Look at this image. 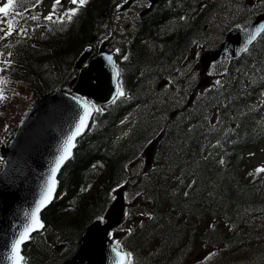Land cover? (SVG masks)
Here are the masks:
<instances>
[{
	"label": "trees",
	"instance_id": "1",
	"mask_svg": "<svg viewBox=\"0 0 264 264\" xmlns=\"http://www.w3.org/2000/svg\"><path fill=\"white\" fill-rule=\"evenodd\" d=\"M43 1L24 0L21 7L14 0L7 20L18 8L24 18L39 19H21L26 31L14 23L13 34L0 41L2 74L32 96L66 86L78 54L106 30L104 8L118 2L88 0L61 25L46 19L38 8ZM229 2L171 0L140 20L130 61L119 68L125 93L99 106L77 141L58 176L59 198L43 215L45 229L22 249L26 264H61L120 186L126 221L140 219L130 230L122 225L116 238L132 264H264V177L252 172L246 154L264 139V34L227 63L219 84L205 87L173 118L171 106L163 107L165 93L149 85L181 67L206 32L216 31L226 10L239 5ZM188 85L184 92L193 81ZM126 111L134 117L117 139L115 124ZM157 135L152 164L141 165Z\"/></svg>",
	"mask_w": 264,
	"mask_h": 264
},
{
	"label": "water",
	"instance_id": "2",
	"mask_svg": "<svg viewBox=\"0 0 264 264\" xmlns=\"http://www.w3.org/2000/svg\"><path fill=\"white\" fill-rule=\"evenodd\" d=\"M156 1L151 0V3L155 4ZM263 28L264 13L257 16L245 29L231 30L219 46L201 56L203 68L206 69L209 62L215 61L222 55H229L232 58L239 56L250 44L247 43L248 36L254 30L262 31ZM87 51L80 55L75 69L79 68L89 55ZM116 72L112 54L106 56L103 52H98L97 58L91 60L85 70H80L78 81L70 92L55 90L39 98L19 124L15 138L4 150L7 158L5 167L16 191H10L7 188L0 190V224L6 227L13 226L10 243L29 222L31 211L46 194L51 169L56 159L64 153L65 141L75 131V125L79 122L78 117L83 114L85 105L82 102L86 101L81 97H87L102 104L111 101L117 91ZM86 106L92 115L91 106L87 102ZM91 115L86 120L87 126L73 140L74 147L71 148L69 158L63 162L54 177L55 190L51 193L50 200L46 201L45 206L38 213L41 223L42 211L51 205L57 193L59 172L72 157L76 141L87 130ZM123 209L124 203L118 192L115 201L106 212V222L103 225L98 223L90 225L82 237L78 251L63 264H121L122 261L125 262L124 253L120 252L107 237L108 231L121 221ZM114 248L116 251H113Z\"/></svg>",
	"mask_w": 264,
	"mask_h": 264
},
{
	"label": "snow or ice",
	"instance_id": "3",
	"mask_svg": "<svg viewBox=\"0 0 264 264\" xmlns=\"http://www.w3.org/2000/svg\"><path fill=\"white\" fill-rule=\"evenodd\" d=\"M18 4L22 7L24 4V0H17ZM88 2V0H70L71 5H75V8H70L69 10L65 11L61 17H59L58 20H53V14L57 13L60 8L63 7L61 4V0H54L53 3V11L51 14H49L46 19L52 23H61V25L71 22L76 15V13L80 10V8L85 5ZM14 0H7V3L4 4V6L0 7V14H3L2 17H0V23H3L4 18H8L10 16V9L13 8ZM21 19H31V20H38L39 17L37 16H30L27 18L23 17V12L18 8L16 12L11 14V17L7 20V30H5L3 27H0V32H3L4 35L0 36V39H4L8 36H11L13 34V24L17 25V30L20 32H25L26 30L23 28L21 24ZM261 34V29L254 30L247 39V43H251L253 40L256 39L258 35ZM247 51V48L244 49ZM127 59V57H125ZM109 60H111V57H109ZM7 63V62H5ZM4 69H0V71H3ZM116 76H119V72H116ZM6 81L0 80V84H4ZM217 84L220 83V81L216 82ZM117 97L123 96L124 92L121 90L119 84H117ZM7 99V97L4 95L3 90L0 89V102ZM81 103V102H78ZM85 106L83 109V114L78 117V123L75 125V131L72 132L67 140L65 141V148L64 153L60 155L51 169V177L50 182L47 187L46 194L42 197V199L37 203L36 207L31 211L29 222L25 224L23 227V230L18 233L15 239L11 242V250L9 254L5 257V259L11 261V264H26L25 257L22 255L21 252V246L31 238L30 234L34 231H37L38 229L43 228V224L41 223L38 213L40 212L41 208L45 206L46 201L50 200L51 193L55 190V180L54 177L56 173L59 171L61 165L65 160H67L71 154V148L74 147V144L72 143L76 136L80 135L81 131L87 126L86 120L91 115V113L88 111L86 102H82ZM223 163V161H221ZM264 172V168H258L255 170L254 174H258ZM250 175H253V173H250ZM27 215V214H26ZM113 251H116L114 248ZM117 255H120V253H117ZM214 255V254H213ZM124 256L127 258H130L132 256L131 253H124ZM121 264H124L122 261ZM127 264H131V260L128 259Z\"/></svg>",
	"mask_w": 264,
	"mask_h": 264
},
{
	"label": "bare ground",
	"instance_id": "4",
	"mask_svg": "<svg viewBox=\"0 0 264 264\" xmlns=\"http://www.w3.org/2000/svg\"><path fill=\"white\" fill-rule=\"evenodd\" d=\"M157 8V7H156ZM110 12H112L113 14H115V8L112 7V6H109L107 8ZM114 11V12H113ZM113 17V15H112ZM109 23H115L113 20H110V19H107L106 21H104V26L106 28L105 32L103 35H98V36H93L89 43L84 47V49L78 54V56L76 57L75 61H74V65H76L77 63V60L78 58L80 57V55L86 51H87V54H89L85 60L82 62V63H87L89 65L90 61L91 60H94L97 58V55H98V52H104L107 48V45L105 44V37L107 35V32L110 30H108V24ZM216 28H218V25L216 26ZM210 37H213L214 39L211 40ZM92 39H94V41L97 43L98 47L94 46L93 45V41ZM222 41L217 37V36H212L210 33H209V36H208V42L206 44V50H213L215 49L217 46L220 45ZM89 49H90V52H89ZM96 51L95 54L91 55L92 51ZM126 59L125 58H120V62H125ZM5 79L6 81L11 84L15 89H17V91L19 92L20 96L18 97V101L20 104H23V109L22 110H19V113H20V116H18V118L16 119V123L14 125V127L11 128V134L8 138V140L5 142V143H2L0 144V190L3 189V188H7L8 190L10 191H16L15 190V185L12 181V179L10 178L9 174H8V170L7 168L5 167L6 166V155L4 154V150L9 146L10 142L15 138V135H16V132L18 130V127H19V124L21 123V121L24 119V117L27 115L28 111L30 110L31 106L34 104L35 101H37L39 98L47 95L48 92H45L43 94H40V95H36V96H32V95H29L26 88L24 86H21L20 83L18 82H15V80L13 79H9L7 76H5ZM78 81V74H74V75H70L67 83H66V86L64 87H61V88H56L55 90H64V91H68L70 92L71 89L75 86L76 82ZM144 86V85H143ZM83 100L86 99V97H81ZM7 103V106H6V110L5 112L3 113L4 115H6L7 111L9 110L10 108V101L9 100H3L2 101V104H1V107L0 109L2 108V105L4 103ZM130 112L126 111L120 119L122 120H125V122L127 121V117H128V114ZM0 114L2 115V113L0 112ZM3 116V115H2ZM14 117H17V116H14ZM11 119L10 118H4V122L3 124L1 125V129L2 127L5 125V124H8L9 121ZM115 129H118V130H122L125 131V124L124 125H121L119 124L118 122L115 124ZM88 130V129H87ZM86 130V131H87ZM85 131V133H86ZM84 133V134H85ZM83 134V135H84ZM82 135V136H83ZM81 136V137H82ZM80 137V138H81ZM79 138V139H80ZM77 139V141L79 140ZM77 141H76V147H77ZM75 147V149H76ZM74 149V151H75ZM74 151H73V154H74ZM73 156V155H72ZM72 158V157H71ZM70 158V159H71ZM69 159V160H70ZM68 160V161H69ZM67 161V162H68ZM66 162V163H67ZM65 163V164H66ZM64 167V166H63ZM62 167V168H63ZM62 170V169H61ZM60 170V171H61ZM60 173V172H59ZM59 176V175H58ZM59 198V179H58V190H57V193L51 203V205H49L47 208L44 209V211H42L41 213V219H42V223H43V228L39 229L38 231H35L34 233L32 232L30 236H37L38 234H40L44 229H45V224H44V217L43 215L45 214V211L46 210H49L52 206H54V204L57 202ZM148 203V202H147ZM197 221V220H196ZM179 226V225H178ZM11 232H13V226H10V227H6L5 225L3 224H0V264H11V261H7V259H5V256H7L11 250V243L9 242V240H11ZM54 242H55V239L54 237H52ZM30 239H28V242H29ZM28 242H25L22 246H21V252H22V249L23 247L28 243ZM79 245V244H78ZM56 249L58 250H62L61 248V245L57 244L56 246ZM79 248H76L75 251H78ZM211 255V254H210Z\"/></svg>",
	"mask_w": 264,
	"mask_h": 264
},
{
	"label": "rangeland",
	"instance_id": "5",
	"mask_svg": "<svg viewBox=\"0 0 264 264\" xmlns=\"http://www.w3.org/2000/svg\"><path fill=\"white\" fill-rule=\"evenodd\" d=\"M63 2L66 3V6H68V7L71 6L70 0H64ZM255 4L256 3H252L250 5L252 7L248 8V9L249 10L254 9ZM131 15H132V13H130V16ZM127 21L128 20L120 19L119 21H115V23H109L107 25L108 30L109 29L110 30L107 32V35L105 37V44L106 45H108L109 47L112 45H115V47L118 48L116 40L119 39V40H121V43H120L121 47L125 46V43H123V39H124V32L126 31L127 23H129ZM217 30H218V28H216V31ZM211 33H213V35H214V32H211ZM206 34L208 35L209 31L206 32ZM111 38H114V39L111 41ZM210 38H211V40L214 39L213 37H210ZM212 71H214L216 73V70L212 69ZM212 71H211V74H212ZM211 74H209V75H211ZM209 78L211 79L212 76H210V77L208 76L207 80H209ZM3 93H4V90H3ZM17 96L19 97L18 93H17ZM17 96L16 97H10V98L8 97V99L10 100V108L7 111L6 115L3 114L6 110V106H7L6 102L2 105V108L0 109V112L3 115L2 116L0 114V144L5 143L8 140V138L11 134V128L14 127V125L16 123V119L18 118V116H20L19 110H22L24 108L23 104L19 103ZM1 104H2V102H0V107H1ZM14 116H17V117H14ZM4 118H10L11 120L9 121L8 124H5L1 129V125L4 122ZM127 118H129V117H127ZM249 155H250V159H251L253 167L264 168V140L262 142H260L256 147L252 148L249 151ZM113 195H114V193H113ZM134 222L137 223L138 221H134ZM115 235H116V233H115Z\"/></svg>",
	"mask_w": 264,
	"mask_h": 264
},
{
	"label": "flooded vegetation",
	"instance_id": "6",
	"mask_svg": "<svg viewBox=\"0 0 264 264\" xmlns=\"http://www.w3.org/2000/svg\"><path fill=\"white\" fill-rule=\"evenodd\" d=\"M137 1H140V2H141V0H137ZM137 1L132 0V6H133ZM142 2H146V1L142 0ZM127 10H128V11H127ZM127 10L124 11L122 15H124V16H126V17H129L128 12L131 11V10H133V8H129V9H127ZM113 12H114V11H113ZM106 15H107V17H109L110 20H114L115 18H119V17L122 16V15L117 14V13H116V15H115V14H113L112 12H111L110 15H109L107 11H106ZM112 15H113V17H112ZM136 15H137V14H136ZM133 21H134V19H133L129 24H133ZM129 24L126 26V28L129 27ZM113 39H114V38H112V40H113ZM92 41H93V45L96 46V47H98V45H97V43L94 41V39H92ZM116 41H117L118 48L115 47V45H112V46H110V47H108V48H110L111 50L115 51L116 55L119 56V55H121V48H120L119 40H116ZM95 52H96V51L93 50L92 53H91V55L95 54Z\"/></svg>",
	"mask_w": 264,
	"mask_h": 264
}]
</instances>
